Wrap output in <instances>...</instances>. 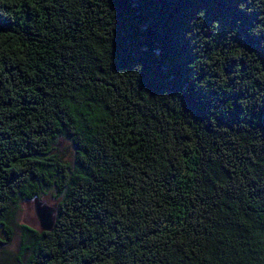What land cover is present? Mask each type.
Returning <instances> with one entry per match:
<instances>
[{
    "label": "trees",
    "instance_id": "1",
    "mask_svg": "<svg viewBox=\"0 0 264 264\" xmlns=\"http://www.w3.org/2000/svg\"><path fill=\"white\" fill-rule=\"evenodd\" d=\"M47 193L0 264H264V0H0V250Z\"/></svg>",
    "mask_w": 264,
    "mask_h": 264
},
{
    "label": "rangeland",
    "instance_id": "2",
    "mask_svg": "<svg viewBox=\"0 0 264 264\" xmlns=\"http://www.w3.org/2000/svg\"><path fill=\"white\" fill-rule=\"evenodd\" d=\"M59 155L66 161H72L73 159V146L69 141L62 139L56 146ZM57 152V151H56ZM42 204L52 206L57 203L58 198L54 196L53 193H47L45 195H40ZM35 204L33 200L22 201L19 204L18 211L14 218L15 228L13 239L0 250V261L3 262H13L18 255L20 247V230L18 228L21 224H26L32 228H39V221L36 215ZM4 231L0 228V237L5 238Z\"/></svg>",
    "mask_w": 264,
    "mask_h": 264
},
{
    "label": "water",
    "instance_id": "3",
    "mask_svg": "<svg viewBox=\"0 0 264 264\" xmlns=\"http://www.w3.org/2000/svg\"><path fill=\"white\" fill-rule=\"evenodd\" d=\"M36 202L35 210L36 215L39 221V228H36L39 231H50L53 228L56 218V208L57 203L52 206L42 204L41 199L38 196H35L31 201Z\"/></svg>",
    "mask_w": 264,
    "mask_h": 264
}]
</instances>
